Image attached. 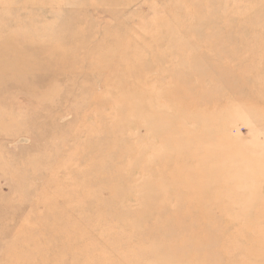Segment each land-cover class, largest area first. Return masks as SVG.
Here are the masks:
<instances>
[{"label":"rangeland","instance_id":"1","mask_svg":"<svg viewBox=\"0 0 264 264\" xmlns=\"http://www.w3.org/2000/svg\"><path fill=\"white\" fill-rule=\"evenodd\" d=\"M0 264H264V0H0Z\"/></svg>","mask_w":264,"mask_h":264}]
</instances>
